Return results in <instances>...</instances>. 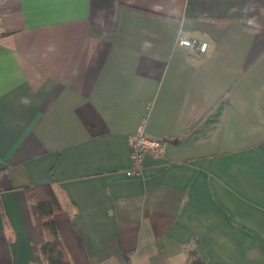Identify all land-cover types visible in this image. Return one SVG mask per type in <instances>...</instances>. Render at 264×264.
<instances>
[{
    "label": "crops",
    "instance_id": "obj_1",
    "mask_svg": "<svg viewBox=\"0 0 264 264\" xmlns=\"http://www.w3.org/2000/svg\"><path fill=\"white\" fill-rule=\"evenodd\" d=\"M40 185L71 264H264V0H0V264Z\"/></svg>",
    "mask_w": 264,
    "mask_h": 264
},
{
    "label": "trees",
    "instance_id": "obj_2",
    "mask_svg": "<svg viewBox=\"0 0 264 264\" xmlns=\"http://www.w3.org/2000/svg\"><path fill=\"white\" fill-rule=\"evenodd\" d=\"M28 198L38 206L45 235L41 253L48 264H71L66 248L62 243L54 214L60 209L58 199L50 186L40 185L27 188Z\"/></svg>",
    "mask_w": 264,
    "mask_h": 264
},
{
    "label": "built area",
    "instance_id": "obj_3",
    "mask_svg": "<svg viewBox=\"0 0 264 264\" xmlns=\"http://www.w3.org/2000/svg\"><path fill=\"white\" fill-rule=\"evenodd\" d=\"M179 44L191 51L199 52H205L208 47L206 42L189 39L182 35L179 37ZM128 141L131 149V172L136 176L143 175V162L147 154L154 156L164 154V142L162 139L149 136L142 127L138 132L130 134Z\"/></svg>",
    "mask_w": 264,
    "mask_h": 264
}]
</instances>
